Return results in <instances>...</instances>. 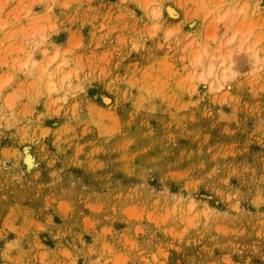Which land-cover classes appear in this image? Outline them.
I'll return each instance as SVG.
<instances>
[{
  "label": "rangeland",
  "instance_id": "rangeland-1",
  "mask_svg": "<svg viewBox=\"0 0 264 264\" xmlns=\"http://www.w3.org/2000/svg\"><path fill=\"white\" fill-rule=\"evenodd\" d=\"M0 264H264V0H0Z\"/></svg>",
  "mask_w": 264,
  "mask_h": 264
},
{
  "label": "bare ground",
  "instance_id": "bare-ground-1",
  "mask_svg": "<svg viewBox=\"0 0 264 264\" xmlns=\"http://www.w3.org/2000/svg\"><path fill=\"white\" fill-rule=\"evenodd\" d=\"M170 15H172V14H170ZM230 53H231V52H229V53L227 54V58H228V56L231 57V56H230ZM55 59H56V56L52 57L51 61L48 63V66L51 65ZM229 59H230V58H228V64L231 62ZM224 63H225L224 59L221 58V60L219 61V64H220V65H223ZM231 63H232V62H231ZM231 63H230V65H231ZM64 65H66L65 62H61V63L57 64V66H55V68H56V69H59L61 66H64ZM227 66H229V65H227ZM43 71H44V70H43ZM50 72L53 73V72H55V71H50ZM210 72H211V70H209V74H210ZM47 85H48V89L50 90V89H51V88H50V82H48Z\"/></svg>",
  "mask_w": 264,
  "mask_h": 264
}]
</instances>
